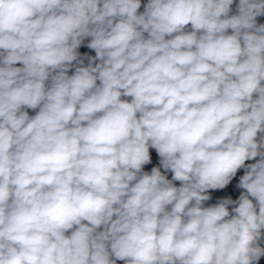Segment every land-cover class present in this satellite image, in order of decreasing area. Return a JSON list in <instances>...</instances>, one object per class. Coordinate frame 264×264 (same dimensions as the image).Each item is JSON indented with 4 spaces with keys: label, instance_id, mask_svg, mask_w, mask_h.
<instances>
[{
    "label": "clouds",
    "instance_id": "1",
    "mask_svg": "<svg viewBox=\"0 0 264 264\" xmlns=\"http://www.w3.org/2000/svg\"><path fill=\"white\" fill-rule=\"evenodd\" d=\"M260 17L0 0V264H264Z\"/></svg>",
    "mask_w": 264,
    "mask_h": 264
}]
</instances>
